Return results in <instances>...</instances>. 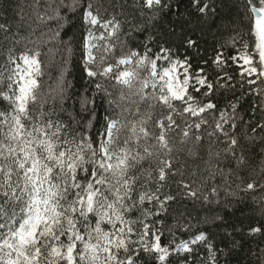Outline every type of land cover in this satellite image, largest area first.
Returning a JSON list of instances; mask_svg holds the SVG:
<instances>
[{"label": "snow or ice", "instance_id": "6c2138e0", "mask_svg": "<svg viewBox=\"0 0 264 264\" xmlns=\"http://www.w3.org/2000/svg\"><path fill=\"white\" fill-rule=\"evenodd\" d=\"M217 5L0 0V264H229L244 238L264 242V0H237L208 55ZM25 8L56 21L53 37L65 23L78 36L44 53ZM54 53L62 67L78 57L95 93L67 121L45 107ZM217 177L258 210L193 217L187 202L220 203ZM252 255L264 264V247Z\"/></svg>", "mask_w": 264, "mask_h": 264}, {"label": "trees", "instance_id": "16d2710c", "mask_svg": "<svg viewBox=\"0 0 264 264\" xmlns=\"http://www.w3.org/2000/svg\"><path fill=\"white\" fill-rule=\"evenodd\" d=\"M29 4L31 0H13V4ZM45 0H41L43 4ZM237 0H218L217 5V14L214 17H210L208 23L205 25V32L202 37V47L207 48V54L211 55V45L215 40L220 37L217 33H223L227 35L226 29L231 26L232 21H237L238 10L235 7ZM24 14L26 18V23H31V27L36 29V36L41 37L43 41L42 50L44 53H48L50 48L57 49L61 47V40L68 41L74 35L78 36V26L71 27L69 24L65 23L61 28V36L53 37V33L57 29L56 21H46L41 23L39 20L35 19L33 13L30 9L25 8ZM9 16L12 15L10 12ZM75 22V18H73ZM51 29V31H50ZM28 34L27 31L24 33ZM143 35L134 34L133 43L143 40ZM35 39V37H33ZM206 41V44L204 43ZM182 51V50H181ZM45 63L42 65L44 72L42 79L43 82V93L47 97V103L45 105L46 109L50 112H55L57 116L61 119L67 121L70 116H75L79 112L80 104L78 100L85 91H89L90 95H95L94 92H91V85L88 83L87 77L81 71V65H79L76 60L78 57H74L66 67L60 65L61 56L54 53L51 60L49 61L48 57H45ZM61 73L63 77L61 78ZM66 81V87L63 93V99H60L58 96V82ZM97 103H101L99 100ZM106 107V105H105ZM98 112L103 115L104 108H98ZM55 118V117H54ZM201 163L200 161H188L190 166H195V164ZM217 184L219 185V200L220 203H212L210 205H204L202 203H197L193 205L190 201L187 202L188 211L192 214L193 217H198L203 219L208 217L209 219L216 215L217 213L225 218V223L232 224L236 222V218L240 216L239 211H236L237 208L242 207L243 204L249 205L245 209L246 214L254 213L258 210V204L254 203L252 200L253 193H243L238 192L236 196L229 195L230 192L236 190V184L229 181L227 185L223 184L219 177H217ZM255 195H264L262 193H255ZM243 197V203H238V198ZM235 212V215H233ZM217 224H220L217 221ZM211 230L218 234L217 239L219 240L220 236L224 233V226L216 227L212 226ZM230 230V229H229ZM237 240H241V237L236 236ZM243 248L237 247L232 256L228 257L229 264H257L256 256L252 253L258 254L259 249L264 247V242H261L259 238L247 237L241 240ZM220 247H224L223 244H220ZM251 250V251H250ZM220 264H225V257L221 255Z\"/></svg>", "mask_w": 264, "mask_h": 264}]
</instances>
